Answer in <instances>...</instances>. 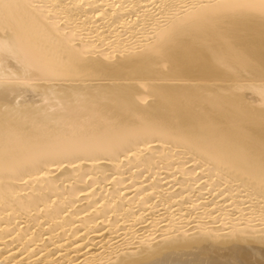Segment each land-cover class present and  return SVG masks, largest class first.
Listing matches in <instances>:
<instances>
[{"label": "bare ground", "instance_id": "bare-ground-1", "mask_svg": "<svg viewBox=\"0 0 264 264\" xmlns=\"http://www.w3.org/2000/svg\"><path fill=\"white\" fill-rule=\"evenodd\" d=\"M0 264H264V0H0Z\"/></svg>", "mask_w": 264, "mask_h": 264}]
</instances>
